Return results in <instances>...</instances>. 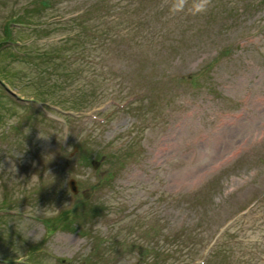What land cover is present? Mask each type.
I'll return each mask as SVG.
<instances>
[{"label":"rangeland","instance_id":"374dc122","mask_svg":"<svg viewBox=\"0 0 264 264\" xmlns=\"http://www.w3.org/2000/svg\"><path fill=\"white\" fill-rule=\"evenodd\" d=\"M170 4L0 0V264H264V0Z\"/></svg>","mask_w":264,"mask_h":264},{"label":"clouds","instance_id":"9594fccd","mask_svg":"<svg viewBox=\"0 0 264 264\" xmlns=\"http://www.w3.org/2000/svg\"><path fill=\"white\" fill-rule=\"evenodd\" d=\"M212 6V0H191V4H189V0H171V4L169 6V10L172 13H182L187 11L191 15H199L206 13L209 8ZM20 154H17L19 158ZM0 167H3L0 164ZM33 182H37V177L33 176Z\"/></svg>","mask_w":264,"mask_h":264},{"label":"trees","instance_id":"16d2710c","mask_svg":"<svg viewBox=\"0 0 264 264\" xmlns=\"http://www.w3.org/2000/svg\"><path fill=\"white\" fill-rule=\"evenodd\" d=\"M3 43H7V45L5 47H6L7 50H9L12 53L13 57H20V58H23L24 57V59L26 61H29L27 59L29 57V55L35 54V51L28 52V51L21 50L20 49L21 44L17 43L15 40H13L9 36H7V32H5L3 34V36L0 37V46L3 45ZM38 55L41 56L40 54H38ZM0 75L2 76V79L7 78V76H8L9 79L7 81L11 82V80H10V77H11L10 74L8 72H6L4 69H1L0 68ZM41 93H40V95H41ZM35 96L40 98V96H38L36 94H35ZM0 102H1V99H0Z\"/></svg>","mask_w":264,"mask_h":264},{"label":"water","instance_id":"95a60500","mask_svg":"<svg viewBox=\"0 0 264 264\" xmlns=\"http://www.w3.org/2000/svg\"><path fill=\"white\" fill-rule=\"evenodd\" d=\"M94 165L96 164L95 162H92ZM69 185H70V188L75 191V186H74V182L72 180L69 181Z\"/></svg>","mask_w":264,"mask_h":264}]
</instances>
